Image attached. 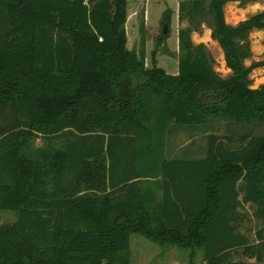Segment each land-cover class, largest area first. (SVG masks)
<instances>
[{
	"label": "trees",
	"instance_id": "1",
	"mask_svg": "<svg viewBox=\"0 0 264 264\" xmlns=\"http://www.w3.org/2000/svg\"><path fill=\"white\" fill-rule=\"evenodd\" d=\"M229 1L251 0L179 9L210 17L232 71L223 78L187 28L176 74L154 56L148 66L130 47L129 0H0V210H17L0 222V264H130L133 231L197 245L206 264H264V128L211 131L204 156L165 149L175 127H264V85L250 87L259 63L246 65L264 10L231 25ZM249 203L262 220L254 240L240 228Z\"/></svg>",
	"mask_w": 264,
	"mask_h": 264
},
{
	"label": "rangeland",
	"instance_id": "2",
	"mask_svg": "<svg viewBox=\"0 0 264 264\" xmlns=\"http://www.w3.org/2000/svg\"><path fill=\"white\" fill-rule=\"evenodd\" d=\"M183 0H129V34L130 47L136 48L145 54L146 64L153 66V56L156 57L159 67L168 73L176 74L179 68V56L182 54L179 42V31L189 29L190 37L194 44H203L214 60L215 71L223 78H228L232 71L227 66L225 53L220 43L213 37V26L210 17L199 15L196 18L185 16L180 18V2ZM258 5V6H257ZM171 12L168 13L167 11ZM264 10V0H251L248 3L240 1H229L225 5L226 21L231 25L247 19L251 15ZM144 11V14H143ZM146 12V13H145ZM168 13V14H167ZM143 15L146 16L145 31L142 35L139 26ZM169 15L170 21H166ZM167 24V32L164 26ZM161 34L167 35L166 40L160 41ZM252 56L246 60V65L259 63L251 74V85L257 89L264 85V29L254 30L249 35ZM209 126L186 128H173L166 136V155H183L187 150L191 155L204 156L207 146V135L211 132L219 134H235L239 136L242 132L249 130L254 133L260 132L264 127H247L234 124L224 119H214ZM191 128V129H190ZM62 143V140H57ZM44 139L37 136L32 139L29 151L41 147ZM235 143L238 144V141ZM147 196V202L151 205L153 214L160 199V189L153 178H148L143 185ZM259 204H247L242 209L248 218L242 221L241 231L250 236L252 240L256 237L257 230L262 226V220L255 214ZM155 215V214H154ZM17 219V210H0V222H11ZM153 226L156 223L152 224ZM130 264H206L203 249L197 245H183L162 240L156 236L150 237L142 231H133L130 234L129 249Z\"/></svg>",
	"mask_w": 264,
	"mask_h": 264
},
{
	"label": "water",
	"instance_id": "3",
	"mask_svg": "<svg viewBox=\"0 0 264 264\" xmlns=\"http://www.w3.org/2000/svg\"><path fill=\"white\" fill-rule=\"evenodd\" d=\"M167 32V24H165V26H164V33H166Z\"/></svg>",
	"mask_w": 264,
	"mask_h": 264
},
{
	"label": "clouds",
	"instance_id": "4",
	"mask_svg": "<svg viewBox=\"0 0 264 264\" xmlns=\"http://www.w3.org/2000/svg\"><path fill=\"white\" fill-rule=\"evenodd\" d=\"M258 6V5H257Z\"/></svg>",
	"mask_w": 264,
	"mask_h": 264
}]
</instances>
